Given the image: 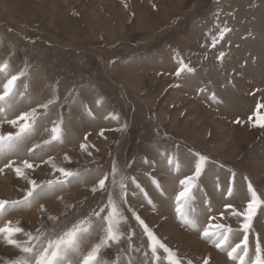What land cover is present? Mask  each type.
Listing matches in <instances>:
<instances>
[{
    "label": "rangeland",
    "instance_id": "374dc122",
    "mask_svg": "<svg viewBox=\"0 0 264 264\" xmlns=\"http://www.w3.org/2000/svg\"><path fill=\"white\" fill-rule=\"evenodd\" d=\"M12 75L19 79L0 100V136L11 137L0 140V201L9 202L0 227H21V243L37 229L44 240L91 221L87 251L102 235L94 213L112 194L125 220L104 252L109 264H168L163 249L159 261L152 256L133 213L181 264H241V256L250 264L257 243L264 258V204L247 232L234 215L247 208L249 183L264 200V0H0V95ZM32 109L20 132L18 117ZM200 156L178 211L180 181ZM210 224L233 229L228 244L203 237ZM22 255L0 236V264Z\"/></svg>",
    "mask_w": 264,
    "mask_h": 264
},
{
    "label": "snow or ice",
    "instance_id": "6c2138e0",
    "mask_svg": "<svg viewBox=\"0 0 264 264\" xmlns=\"http://www.w3.org/2000/svg\"><path fill=\"white\" fill-rule=\"evenodd\" d=\"M223 36V32L221 33V37ZM214 46V45H213ZM223 53H221V57ZM7 68V64L4 66ZM187 66L183 65L176 74L180 75V72L184 71ZM191 71V69H187ZM25 73L22 71L20 75H24ZM19 79V76L12 75L10 79H8L7 83L4 85V93L0 95V100L4 99V97L8 96L12 91L13 87L16 84V81ZM54 103V100H49L47 103L41 104L40 107L47 109L49 104ZM260 107H264V105H258V111ZM36 109H32L29 112L23 113L18 120L25 121V123L21 124L20 132L26 131L29 127H31V122L34 121L36 117ZM259 119L264 120V117H259ZM13 125H16L17 121H11ZM261 126H264L262 124ZM19 135V133L17 134ZM60 136V128L59 125L52 129V139L57 140ZM11 139V137L0 136V140ZM45 143H48L46 141ZM84 148V145H81ZM206 157L200 156L199 163L196 165L194 174L191 176L185 177L184 180L180 181V184L183 186L182 190L176 196V200L180 202L181 208H178V211L182 209L183 204L190 199V194L192 191V187L194 185L195 180L200 175L202 170L203 162ZM24 166L26 168H31L32 165L25 162ZM3 170L0 169V172ZM58 171L64 175L65 177L73 175V173L68 172L64 169H58ZM16 174L18 176H22L23 172L20 168H16ZM118 174V170L113 166L112 176L115 177ZM108 179V176L100 179L98 181V186L100 189L105 188V181ZM117 181L113 179V183L115 184ZM134 182V181H133ZM33 188L35 187V181H31ZM139 187V185H137ZM119 187L121 189L120 199L124 200V196L126 195V185L123 183V180L119 182ZM249 192L251 194V199L247 204V208L243 212H234L236 216H243L244 223L242 224V228L245 232H247L251 225L252 217L255 215L256 208L261 204H264V200H261L260 196L257 192L252 188V185L249 183L248 185ZM93 192L97 191L96 187L92 188ZM28 197L33 195V191L30 190L28 192ZM27 200V197L25 198ZM126 202V201H125ZM8 201H0V211L5 209V205L8 204ZM19 203V202H12ZM227 208H231L232 205H226ZM105 215H101V213H105ZM94 215L98 217L101 221L100 223V231L102 235L97 240L96 243L91 245V247L87 251L81 250V242L84 239L85 233L89 232V228L91 227V221H81L74 224L71 228L63 231L62 234H58L53 238H47L42 240L41 235H39L40 230L37 229L38 235L33 236L31 233H25L27 235L28 240L26 242L21 243L19 240L15 238L17 233H21L24 230L19 226H14L9 222L5 224L3 227H0V236L6 240L9 245H14L16 248L20 249L24 254L19 259H15L9 262V264H76L75 261L71 260L70 257L75 255L78 257V264H109V262L104 258V252L110 249L113 245H116L121 240V221L125 220V217L122 215L119 205L116 200L113 198L112 194H109L107 204L100 209V211L95 212ZM135 218L139 221L141 225L144 227V232L147 234L152 251V256L159 261L161 257L157 254V249H163L164 253H167L165 259L168 264H181L180 260L177 258L176 253L168 248L164 243H162L155 234L148 229L147 225L144 224V221L140 219L138 215L133 213ZM223 216V213H221ZM214 219V218H213ZM84 224H88L89 227H84ZM233 229L230 226L223 224H210L208 227L203 229L202 235L208 239H214L216 241V247H221L222 245L229 243V234L232 233ZM245 245V254L247 253V236L244 237V240L241 242ZM241 247L240 244H236L235 247H231V251L228 252V256L230 258H235L234 253ZM255 259L250 262V264H264V258L261 256V247L259 243H257L255 249ZM241 260V264H244V257L241 256L239 258ZM115 264H119L118 261ZM191 264V262H189ZM205 264H208L207 260Z\"/></svg>",
    "mask_w": 264,
    "mask_h": 264
}]
</instances>
